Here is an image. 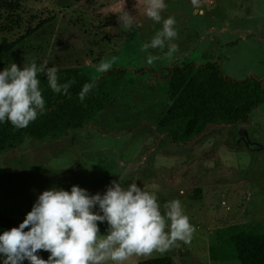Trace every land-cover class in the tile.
<instances>
[{
	"label": "rangeland",
	"instance_id": "374dc122",
	"mask_svg": "<svg viewBox=\"0 0 264 264\" xmlns=\"http://www.w3.org/2000/svg\"><path fill=\"white\" fill-rule=\"evenodd\" d=\"M0 1L6 2L0 5V30L11 25L3 33L7 40L35 27L0 54V71L12 63L22 68L48 61L59 70L102 77L107 93L82 129L41 143L26 138L0 153L1 212L25 219L45 190L70 192L78 185L90 195L103 194L124 175L126 183L155 194L161 206L180 200L195 227L190 245L178 241L164 254L133 256L124 264L164 255L173 264H238L209 260L207 247L217 228L264 226V104L250 111L247 123L209 124L187 142L173 143L154 127L168 95L167 73L176 63L214 61L224 75H251L264 85V0H200L203 15L193 14L191 0H165L162 18L174 17L179 34L172 58L165 55L167 45L140 51L162 28V21L147 17V0ZM123 6L137 17L131 32L117 23ZM149 54L159 57L153 65L146 64ZM113 58L115 70L96 71ZM97 225L106 235L107 222Z\"/></svg>",
	"mask_w": 264,
	"mask_h": 264
},
{
	"label": "clouds",
	"instance_id": "9594fccd",
	"mask_svg": "<svg viewBox=\"0 0 264 264\" xmlns=\"http://www.w3.org/2000/svg\"><path fill=\"white\" fill-rule=\"evenodd\" d=\"M191 3L193 14L203 15L200 0ZM165 9V0H147V17L155 23L162 21V28L140 51H163L167 45L165 55L172 58L179 50L172 41L179 34L174 17L162 18ZM117 13L122 31L131 32L138 26L137 17L124 6ZM157 59L149 54L146 64L153 65ZM114 62V58L102 60L96 71L107 72ZM58 73V66L49 67L48 61L32 62L22 68L12 63L0 71V123L10 122L15 129H24L44 114L46 101L40 77L46 78L54 93L68 95L75 81L60 83ZM95 86V81L82 86L79 93L82 103ZM118 177L103 194L90 195L78 185H73L70 192L52 187L39 194L23 222L0 234L3 264H23L25 260L29 264H107L109 261L124 264L133 256L164 254L178 241L190 245L195 227L184 214L180 200H170L161 206L155 194L136 182L126 183L124 175ZM98 221L107 222L106 235L100 234ZM40 250L50 253L47 260L40 258Z\"/></svg>",
	"mask_w": 264,
	"mask_h": 264
},
{
	"label": "trees",
	"instance_id": "16d2710c",
	"mask_svg": "<svg viewBox=\"0 0 264 264\" xmlns=\"http://www.w3.org/2000/svg\"><path fill=\"white\" fill-rule=\"evenodd\" d=\"M5 1H0L4 5ZM43 19L38 20V24ZM15 24L18 25L17 22ZM37 26V25H36ZM0 30V54L10 50L14 43L30 34L35 27L19 37L7 40L3 35L11 25ZM115 70V69H112ZM60 83L75 81L69 94L54 93L45 77H40L46 111L27 128L15 129L10 122L0 123V153L14 149L24 139L37 142L57 140L70 130L82 129L86 121L100 110L107 99L102 77L90 79L77 68L61 69ZM168 95L154 129L165 133L171 142H187L200 134L206 126L233 125L249 122V114L264 104V85L251 75L231 78L224 75L214 61L195 65L192 62L176 63L167 73ZM95 81L96 86L83 103L79 99L82 86ZM24 219L1 212L0 234L18 227ZM28 229H25L27 231ZM215 240L207 247L209 260H235L238 264H264V226L252 225L246 229L229 225L215 229ZM40 258L47 260L50 253L40 250ZM23 264H29L27 260ZM136 264H173L170 256H158L137 261Z\"/></svg>",
	"mask_w": 264,
	"mask_h": 264
}]
</instances>
